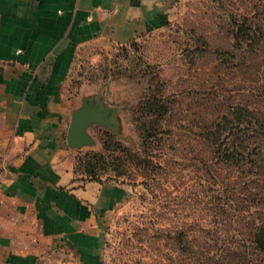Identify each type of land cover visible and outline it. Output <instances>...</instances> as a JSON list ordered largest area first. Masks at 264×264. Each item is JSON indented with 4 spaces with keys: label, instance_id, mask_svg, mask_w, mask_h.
Returning a JSON list of instances; mask_svg holds the SVG:
<instances>
[{
    "label": "rangeland",
    "instance_id": "1",
    "mask_svg": "<svg viewBox=\"0 0 264 264\" xmlns=\"http://www.w3.org/2000/svg\"><path fill=\"white\" fill-rule=\"evenodd\" d=\"M244 2L175 0L167 23L141 37L78 48L66 94L74 109L84 101L102 104L114 124H91L86 132L92 140L74 148L76 155L102 152V141L112 136L140 154L141 120L133 121V108L153 93L164 95L172 110L160 122V140L148 155L141 153L151 161L147 171L131 165L121 176L110 168L101 173L121 194L96 227L95 256L59 249L39 264H189L175 244L182 229L189 244L199 246L205 234L218 233L251 255L247 233L254 220L264 219V175L221 163L202 137L203 126L222 118V135L234 138L238 106L264 115L263 75L243 70L228 54L235 51L227 17Z\"/></svg>",
    "mask_w": 264,
    "mask_h": 264
},
{
    "label": "crops",
    "instance_id": "2",
    "mask_svg": "<svg viewBox=\"0 0 264 264\" xmlns=\"http://www.w3.org/2000/svg\"><path fill=\"white\" fill-rule=\"evenodd\" d=\"M175 0H0V264L69 249L95 256L118 185L75 173L66 133L74 56L163 26Z\"/></svg>",
    "mask_w": 264,
    "mask_h": 264
},
{
    "label": "trees",
    "instance_id": "3",
    "mask_svg": "<svg viewBox=\"0 0 264 264\" xmlns=\"http://www.w3.org/2000/svg\"><path fill=\"white\" fill-rule=\"evenodd\" d=\"M227 21L231 46L235 51L228 54L239 59L243 70L249 67L264 77V0H246L237 12L230 11ZM248 61H251L250 64ZM171 110L164 95L153 93L141 99L133 108V121L141 120L136 130L144 156L149 154L152 144L160 140L156 139L162 132L160 122ZM234 116V138L228 139L222 135L226 128L222 118L213 119L203 126L202 137L215 154L213 157L221 163L231 164L245 174L256 172V176L264 175V115H258L247 106H238ZM110 140L102 141V152L76 155L74 172L89 180L106 181L101 173L109 168L116 176H121L126 174L131 165L146 171L151 166V161L141 153L125 147L114 136ZM204 238L203 243L196 246L189 244L184 229L175 232L176 247L187 252L189 264H264V219L254 220L247 233V240L252 246L251 255L245 248H241L238 241H227L218 233L205 234Z\"/></svg>",
    "mask_w": 264,
    "mask_h": 264
},
{
    "label": "water",
    "instance_id": "4",
    "mask_svg": "<svg viewBox=\"0 0 264 264\" xmlns=\"http://www.w3.org/2000/svg\"><path fill=\"white\" fill-rule=\"evenodd\" d=\"M111 110L102 104H93L84 101L71 112L70 123L66 133L67 145L71 148H79L84 144H90L91 137L86 132L91 124H114L109 115Z\"/></svg>",
    "mask_w": 264,
    "mask_h": 264
}]
</instances>
